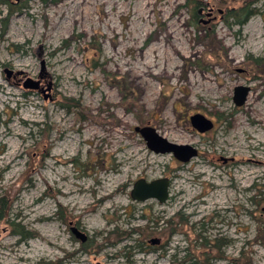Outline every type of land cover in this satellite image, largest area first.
I'll return each instance as SVG.
<instances>
[{
	"label": "rangeland",
	"instance_id": "1",
	"mask_svg": "<svg viewBox=\"0 0 264 264\" xmlns=\"http://www.w3.org/2000/svg\"><path fill=\"white\" fill-rule=\"evenodd\" d=\"M18 1L0 3V193L9 219L33 235L0 221V264H178L201 258L202 237H222L227 259L243 250L264 264V124L246 106L258 94L264 112V0ZM244 5L257 12L239 24L229 11ZM165 17L186 53L175 75L155 68L145 85L126 63L138 65L140 44L141 60L161 63L162 47H150ZM201 74L212 88L201 100L177 85ZM237 85L249 87L239 106ZM61 97L79 104L65 110ZM194 113L212 127L195 129ZM144 125L197 154L181 162L151 151L134 130ZM138 178H167V199H132Z\"/></svg>",
	"mask_w": 264,
	"mask_h": 264
},
{
	"label": "water",
	"instance_id": "2",
	"mask_svg": "<svg viewBox=\"0 0 264 264\" xmlns=\"http://www.w3.org/2000/svg\"><path fill=\"white\" fill-rule=\"evenodd\" d=\"M9 74V72H8ZM24 87H36V82L23 83ZM249 87L237 85L233 89V102L235 105H241L245 102ZM191 125L198 131H204L212 127L213 122L205 118L200 113H194L190 116ZM134 130L138 132L144 139L147 147L155 153H172V155L181 162H187L190 158L197 154V149L189 144H177L167 140L160 135L157 130L150 126H135ZM169 180L167 178H156L146 181L144 178H138L133 183L130 195L132 199L144 201L148 198H155L160 203L164 202L168 197ZM71 232L84 242L87 235L71 227ZM151 244L159 242V238H151ZM96 264H99L98 262Z\"/></svg>",
	"mask_w": 264,
	"mask_h": 264
},
{
	"label": "bare ground",
	"instance_id": "3",
	"mask_svg": "<svg viewBox=\"0 0 264 264\" xmlns=\"http://www.w3.org/2000/svg\"><path fill=\"white\" fill-rule=\"evenodd\" d=\"M162 12H163V9H160L159 15ZM167 18L168 17H165L162 19V22L165 23L163 27L153 30L155 31L157 42L150 47V50L153 52L159 51V49L162 47V51L164 52L165 56H163V60L161 61V63L159 64L157 62V60L160 59L159 54H156L149 61L145 62L144 60H141L142 55H143V48L141 44L136 46L135 51L133 53V57H132V59L135 62H137L138 65L135 67H132V64H130L129 62L126 63L127 65H131L129 66V69L133 70L135 78L139 79L140 82H142L145 85L150 84L151 82L150 79L156 76L158 72L162 74L164 73L170 77L172 75H175V72H174V69L176 67L175 59L179 58L180 56L185 55L186 53V49H184V47H182L179 44L176 34L170 28ZM235 42L240 43V41L238 40H236ZM134 43L136 42L134 41ZM106 58L107 60H109L110 58H113V57L107 56ZM155 68H158L157 69L158 72L154 71ZM208 80H209V77L207 75L201 74V77L199 79H194L193 83L191 84L189 76L186 75V78L179 76L177 79V85L186 89L188 93L187 95L193 93L194 95H197L199 97V100H201V98L204 96L201 90L203 88L207 91L212 89L207 84ZM186 83L189 84L188 87L183 85ZM5 89L6 87H4L3 85H0V90H5ZM217 90H219V88H217ZM251 97L252 98L250 97L247 98V101H248V105L246 103L247 109L250 111V113H254L257 115V117L256 116L252 117L254 118L253 119L254 123L264 124V112L260 113V111L256 109L254 105V101L258 99V94H253Z\"/></svg>",
	"mask_w": 264,
	"mask_h": 264
},
{
	"label": "trees",
	"instance_id": "4",
	"mask_svg": "<svg viewBox=\"0 0 264 264\" xmlns=\"http://www.w3.org/2000/svg\"><path fill=\"white\" fill-rule=\"evenodd\" d=\"M23 1V5L25 4V2L29 1V0H20L18 1V3ZM41 4L43 5H47V4H51L54 2H57L58 0H38ZM254 1V0H251ZM0 3H8V0H0ZM16 3V2H15ZM249 4V2H248ZM251 4V3H250ZM10 6V5H9ZM12 11V9L10 10ZM231 14H234L236 12V18L235 21L239 24L244 23V21L253 13L257 12L255 7H250L249 5H244L240 8H238V10L234 11V9H231L229 11ZM7 19L4 22V25H6ZM60 100L58 101V103L61 105V107H63L65 110H69L72 109V107H77L78 106V101L71 98V97H61L59 98ZM261 202L264 203V197L262 198V200H260ZM257 203V201H256ZM259 204V202H258ZM11 204L7 199V195L5 194V192L0 193V221H3L7 224H9L12 228V230L14 232H16L17 234L22 235L23 238H27L30 237V233L31 235H33V232H27L26 235H24V231L23 229H18L17 227L20 225L19 223H16L14 221V218L9 219V210H10ZM183 223H185L184 220H180L179 225H182ZM256 229L258 230L257 233L258 237L256 238V240L262 244H264V214L261 216V214H259L256 217ZM261 234V235H260ZM128 235V234H127ZM130 235V234H129ZM196 237H201L200 233L197 234ZM223 240L222 237H214L211 241L212 244H210V240L205 239L204 237H202V241L200 243V248L202 247L203 250L201 252V258H199L198 255H191L189 257V264H211V259L213 258H223L224 255L222 254V250L220 249V247L222 245L227 244L226 241H221ZM208 250H212L215 251L214 254H211ZM246 252L241 250L240 252H238L239 257L236 258H230L228 260V262H226V264H249L248 258H245ZM243 259H246L245 262L243 263ZM179 264H183V259L181 261L178 262Z\"/></svg>",
	"mask_w": 264,
	"mask_h": 264
},
{
	"label": "flooded vegetation",
	"instance_id": "5",
	"mask_svg": "<svg viewBox=\"0 0 264 264\" xmlns=\"http://www.w3.org/2000/svg\"><path fill=\"white\" fill-rule=\"evenodd\" d=\"M151 245H154V244H151ZM226 245V244H225ZM152 247V246H151ZM186 255V254H185ZM182 258H183V264H186L185 262H187V260L189 259L187 256H182ZM180 258H178L177 260L174 258L173 259V261L174 260H176V261H181V260H179ZM216 259V258H215ZM219 259H223V260H225L226 262H228V260L229 259H227V258H225V256L223 257V258H219ZM179 264V263H178Z\"/></svg>",
	"mask_w": 264,
	"mask_h": 264
}]
</instances>
